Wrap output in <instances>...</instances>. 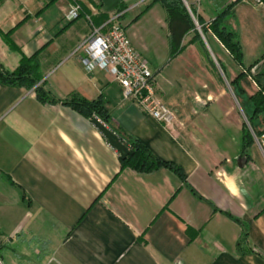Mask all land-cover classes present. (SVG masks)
Listing matches in <instances>:
<instances>
[{
  "label": "crops",
  "instance_id": "1",
  "mask_svg": "<svg viewBox=\"0 0 264 264\" xmlns=\"http://www.w3.org/2000/svg\"><path fill=\"white\" fill-rule=\"evenodd\" d=\"M98 1L101 13L111 18L122 9L119 23L154 70L155 91L176 116L172 127L125 101L107 73L85 68V55L77 48L97 30L88 16L97 11L87 0H77L84 13L72 23L65 16L75 0H0V67L14 71L21 59L7 38L27 58L40 52L42 83L51 97L102 98L120 129L178 167L184 178L167 169L149 175L122 170L119 153L93 120L0 82L2 245H38L35 262L25 264H264V170L253 164L250 153L247 160L241 157L244 123L237 120L236 136L234 121L219 118L228 110L207 106L227 94L217 75L219 57L236 66L232 81L239 67L211 32L203 41L208 50L213 45L212 62L197 44L188 46L171 63L179 66V83H203L204 94L195 96L200 106H193L184 94L164 88L157 76L169 61L163 7L157 4L144 13L152 0ZM185 1L206 26L222 13L212 0ZM254 48L253 73L264 62V51ZM243 52L248 53L244 46ZM187 56L197 72L181 70L190 67ZM200 78L212 81L216 93ZM237 178L246 189L240 196L231 194ZM189 230L197 232L193 241ZM241 240L244 254L237 251ZM9 253V262L3 257L2 263L16 264Z\"/></svg>",
  "mask_w": 264,
  "mask_h": 264
},
{
  "label": "trees",
  "instance_id": "2",
  "mask_svg": "<svg viewBox=\"0 0 264 264\" xmlns=\"http://www.w3.org/2000/svg\"><path fill=\"white\" fill-rule=\"evenodd\" d=\"M93 8L97 11L96 15H90L89 20L93 26L97 29H101L103 33L110 31L113 22L107 14L101 13V2L98 0H87ZM264 5V0H261ZM161 5L167 14V23L169 31V58L170 62L181 56L190 45L197 44L201 49L203 55L212 62V58L206 44L204 43L197 27L194 23L195 20L199 22V28L206 37L209 32L214 35L223 47L228 51L234 63L239 67L241 73L232 82L233 84H239V81L247 76L254 81L257 86V92L252 95L251 101L254 106L253 117L248 121L249 124H253L260 116L264 115V84L259 79L261 76L254 75L253 69L256 65L246 68L244 66V52L243 47L240 44L238 36L234 29L228 24H224L220 17L210 25L209 29H206L204 21L198 16L197 9L194 7H187L182 0H152V3L145 9L144 13L149 11L155 5ZM81 14L84 13V8L81 6ZM232 7H228L226 12L229 13ZM122 9L116 13V16H120ZM225 15V12L222 16ZM115 16V17H116ZM124 18L123 15L118 17V22ZM140 16L134 20L138 21ZM191 37V40L186 43V39ZM7 43L12 51L18 52L21 55L19 65L14 71H8L0 67V82L10 87H23L26 90L34 91L36 98L42 104L55 105L61 103L63 106H67L74 111L79 112L86 118L94 120L97 118L103 124H105L112 132L125 144V146L132 152V155L127 157L126 160H121L122 170H131L141 175H149L157 172L161 169H167L175 173L180 178H184L181 170L173 165L157 158L143 143L139 140H135L129 137L122 129H120L112 120L110 112L106 106L105 101L99 98L94 101L87 100L79 96H70L65 100H56L49 95L45 90L42 83L43 77L41 75L40 65V52L34 56L27 58L23 56L19 49L16 48L7 38ZM254 145V140L248 131L246 124H243V146L241 149V157L246 160L249 158V150ZM189 236L191 241L197 237V232L189 230ZM242 240L238 243L237 251L240 249ZM0 259L3 262V256L0 254Z\"/></svg>",
  "mask_w": 264,
  "mask_h": 264
},
{
  "label": "rangeland",
  "instance_id": "3",
  "mask_svg": "<svg viewBox=\"0 0 264 264\" xmlns=\"http://www.w3.org/2000/svg\"><path fill=\"white\" fill-rule=\"evenodd\" d=\"M212 3L213 5H215L214 7L216 9H221L220 13H222L218 17H220L224 24H228L234 29L238 36L240 44L242 45V47L244 46V50L248 52L247 55L244 54L243 63L246 68H250L252 59L255 57L253 56V53L250 52H253V50L255 49L254 47H257L261 51H264V5L246 4L237 2L236 0H212ZM228 7H232L229 13L226 12ZM224 12L225 15L222 16ZM194 23L196 27L199 26L198 20H195ZM210 25H205L206 29H209ZM197 30L199 31L203 40H205L204 38L208 37L209 33L205 37L202 33L201 28L197 27ZM208 51L212 59L213 56H217L211 43L210 50ZM219 58L221 60V67H218L219 74L217 75H219L218 77L221 79V84L223 85V88L226 89L227 94L222 97H218L219 100L214 103L207 104V106L215 110L222 108L228 111H223L222 117L211 116V118H222L223 123L225 122L226 118L228 119V122L230 120H232V122L234 121V135H236L241 130V126L237 124V120L239 119L240 123L246 124L253 140L257 141L262 136H259V134H257L258 131L264 129V115L260 116L251 125L248 122L254 114V106L251 101V97L257 92V87L255 83L252 82L251 78L247 76L243 77L239 81V84H233L231 76L232 72L234 71V67L236 66L228 58ZM186 59L187 60L185 63H187V65H190L191 63L188 56L186 57ZM168 60L169 61L165 63V69H163V71H161V69H158L159 71L157 72V76L160 83L164 86V88H167L172 92L184 94L193 106L195 105L196 107H199L200 105L198 104L195 96L198 95L199 97H202V95L204 94L205 88H203V83H179L175 75V73L180 70L179 66L177 64L169 63L170 58ZM260 62L261 64L257 67L254 75L261 76L259 79L264 84V62ZM181 70L186 72H197L199 69L194 64H192L190 65V67H183ZM152 71L154 73L153 69ZM240 73L241 71L239 70V74ZM204 78L200 79L207 83L205 84L211 90V92L216 93V87L214 86V84H211L212 81L210 83L209 79ZM249 153L253 164L256 167H259V169L264 170V153L262 152L261 148L255 143V145L251 147ZM1 242L2 240L0 239V254L5 258L6 262H9L8 258H10V256L12 255L9 252L13 251L16 264L33 263L35 262L33 259L35 255L34 253L41 250V248H39V246L34 243L14 241V244H6L7 246L4 247L5 245H2Z\"/></svg>",
  "mask_w": 264,
  "mask_h": 264
},
{
  "label": "built area",
  "instance_id": "4",
  "mask_svg": "<svg viewBox=\"0 0 264 264\" xmlns=\"http://www.w3.org/2000/svg\"><path fill=\"white\" fill-rule=\"evenodd\" d=\"M246 4L263 5L261 0H236ZM188 7V6H187ZM81 6L75 0L65 16L69 23L79 20ZM116 16L109 32L93 31L77 48L83 52L82 60L89 72L102 70L122 88L125 101L136 103L147 116L158 123L172 127L176 122L173 111L158 97L155 91V74L141 54L133 47L125 28ZM263 143V145H262ZM264 153V135L257 140ZM0 264H3L0 259Z\"/></svg>",
  "mask_w": 264,
  "mask_h": 264
},
{
  "label": "water",
  "instance_id": "5",
  "mask_svg": "<svg viewBox=\"0 0 264 264\" xmlns=\"http://www.w3.org/2000/svg\"><path fill=\"white\" fill-rule=\"evenodd\" d=\"M183 2L187 3L185 0ZM199 28V26H197ZM94 126L103 134V136L106 138L107 142L113 148L116 150L119 155L120 159L122 161L126 160L127 157L132 155V152L129 151V149L125 146V144L112 132L111 129H109L105 124H103L100 120L95 118L93 120Z\"/></svg>",
  "mask_w": 264,
  "mask_h": 264
},
{
  "label": "clouds",
  "instance_id": "6",
  "mask_svg": "<svg viewBox=\"0 0 264 264\" xmlns=\"http://www.w3.org/2000/svg\"><path fill=\"white\" fill-rule=\"evenodd\" d=\"M243 185V180L237 178V190L236 191H232L231 194L236 195V196H240L244 193H246V189H243L241 186Z\"/></svg>",
  "mask_w": 264,
  "mask_h": 264
}]
</instances>
